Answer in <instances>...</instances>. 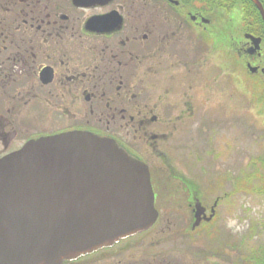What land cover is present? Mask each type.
<instances>
[{"label":"flooded vegetation","instance_id":"flooded-vegetation-1","mask_svg":"<svg viewBox=\"0 0 264 264\" xmlns=\"http://www.w3.org/2000/svg\"><path fill=\"white\" fill-rule=\"evenodd\" d=\"M244 74L255 79L252 97L264 95V19L253 0H0V159L32 141L85 132L149 170L155 221L61 264L210 262L217 238L221 264H264V169L250 170L255 184L245 191L242 166L217 173L214 186L206 168L190 180L155 165L188 141L186 154L202 160L213 129L214 151L220 156L224 142L226 160L237 159L240 144L222 128L229 100L236 117L243 112ZM213 187L220 195L204 202ZM167 232L170 245L202 239L204 249L168 254Z\"/></svg>","mask_w":264,"mask_h":264},{"label":"water","instance_id":"water-1","mask_svg":"<svg viewBox=\"0 0 264 264\" xmlns=\"http://www.w3.org/2000/svg\"><path fill=\"white\" fill-rule=\"evenodd\" d=\"M156 217L148 167L110 139L69 132L0 159V264H61Z\"/></svg>","mask_w":264,"mask_h":264},{"label":"rangeland","instance_id":"rangeland-1","mask_svg":"<svg viewBox=\"0 0 264 264\" xmlns=\"http://www.w3.org/2000/svg\"><path fill=\"white\" fill-rule=\"evenodd\" d=\"M254 83L255 86V79L252 78L249 75L244 74V91H243V97H242V103H243V112L241 116L236 117V113H234V101L231 102L229 100L228 105H233V108L230 107L226 114L228 116L232 115L228 119L227 126H229L228 129H223V131L228 132L229 136L233 138V144L234 148L235 145L240 144L241 150L236 155L234 153L233 160H226V156L222 154L224 153L223 146H225V143L223 142V145L220 144L221 147H218L220 151V156L217 152H215V146L213 145V140L216 138V136L219 134L217 129L212 130L211 139L210 141H207V145L205 147V152L203 151V155L201 156L202 160H192V157L187 153V147L189 146V141L184 143H179L177 145L179 149L178 155H173V159L167 160L168 162L166 164L157 163L155 165L159 166L157 169L165 170L167 172L170 171L169 175H175V176H181L184 179H190L193 175H196L197 178L202 180L204 178V175L202 173L198 172L199 168H206L208 171H210V174L212 176V182L214 186H216L215 181L218 179H214V176L219 173L220 175L225 172L227 168H232L233 170H236L239 166H242L243 170H245L244 173V190L247 191L251 188L252 184H255L253 182H248L249 180L247 176L250 174V170L254 169H264L262 165H260L262 162L264 164V95H257L255 98L252 97V94L250 93L251 87ZM228 93H230V90H228ZM233 109V110H232ZM225 112L221 113L223 115ZM233 113V114H232ZM242 120V126L240 132H237L236 128V119ZM220 119V118H219ZM222 131V133H223ZM221 133V134H222ZM225 134V135H226ZM219 143H222V140L219 141ZM192 142V140H191ZM205 143V142H203ZM200 159V158H199ZM263 176V175H262ZM170 178V186L173 183H176V180H174L173 177H167ZM163 180L167 179L163 177ZM250 183V185L248 184ZM171 188V187H170ZM212 195L209 197H204V202H212L215 195H220L219 191L215 189V187L212 188ZM183 196V194H180ZM179 196V195H178ZM184 197V196H183ZM169 199V198H168ZM177 199V197H176ZM175 197H171L168 201H171L170 204L176 200ZM256 199V198H255ZM255 199H251L248 196L244 195L243 202L247 206V203H249L252 206L255 205ZM184 200V198L182 199ZM235 200V198H234ZM235 214H231L230 216H234ZM252 217V216H251ZM220 221H216L213 223L212 227L215 226L219 227ZM220 231V228H218ZM215 232V231H213ZM171 232H167V235L165 236L164 241V247L169 248L167 253L172 254L174 250L178 251L180 254H186L185 256H189L190 254V248H192L193 244H196L193 248L196 250H203V241L202 239H196L195 241H189L188 239H180L179 243L178 241L175 242L174 245H170L169 242L172 241V237H170ZM187 238V237H186ZM218 239V238H217ZM217 239H212V251L209 257V261H204L202 257L195 256L196 264H221L219 252L216 251V248L218 247L219 241ZM185 252V253H184ZM193 257H187V261H191Z\"/></svg>","mask_w":264,"mask_h":264},{"label":"trees","instance_id":"trees-1","mask_svg":"<svg viewBox=\"0 0 264 264\" xmlns=\"http://www.w3.org/2000/svg\"><path fill=\"white\" fill-rule=\"evenodd\" d=\"M260 165H262V167L264 168V164H263V162H262ZM263 178H264V177H263Z\"/></svg>","mask_w":264,"mask_h":264}]
</instances>
